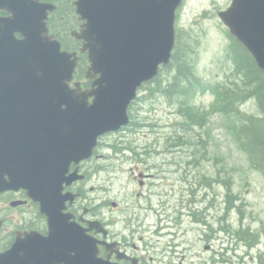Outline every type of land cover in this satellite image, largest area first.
Listing matches in <instances>:
<instances>
[{
	"label": "water",
	"instance_id": "obj_1",
	"mask_svg": "<svg viewBox=\"0 0 264 264\" xmlns=\"http://www.w3.org/2000/svg\"><path fill=\"white\" fill-rule=\"evenodd\" d=\"M181 3L72 0L82 24L71 36L82 42L91 80L82 90L78 83L70 86L79 57L49 34L56 6L0 0V143L21 135L30 142L31 174L40 169L47 188L44 200L38 189L32 198L44 201L49 229L45 238L31 236L19 263L5 253L0 264H109L98 257L95 240L59 217L54 203L60 188L50 177L60 184L70 162L89 157L99 137L129 124L128 107L139 88L170 62ZM217 16L264 72V0H230Z\"/></svg>",
	"mask_w": 264,
	"mask_h": 264
},
{
	"label": "flooded vegetation",
	"instance_id": "obj_2",
	"mask_svg": "<svg viewBox=\"0 0 264 264\" xmlns=\"http://www.w3.org/2000/svg\"><path fill=\"white\" fill-rule=\"evenodd\" d=\"M77 20L76 30H79L82 22L78 17ZM79 42L77 50H66L76 52L78 66L83 55L79 52L82 46ZM76 73L77 68L70 86L78 83L82 90L89 88L91 80L85 77L86 71L80 79ZM136 104L137 100L128 107L129 124L118 132L99 137L89 157L70 162L60 184L56 177H50L52 186L60 188L55 195L57 204L54 203L59 208V217L66 225L82 230L95 240L98 257L109 264H207V250L218 254L224 264H251V252L247 253L250 263L233 261L211 245L213 238L224 232L220 188L209 193L210 184L204 182L205 178L202 183L188 180L187 166L151 165L146 154L151 157L153 154L148 149L140 151L131 142L123 143L135 127L143 126L133 119L132 108ZM115 135H121L119 140L124 141L119 145L108 143L107 139ZM109 151L131 163L123 170L128 177L121 197L97 183L101 171L108 167L101 163L110 158ZM127 153L131 157L125 158ZM29 154L30 142L24 135L0 143V255L12 254L17 262L25 256L31 236L45 238L49 230L48 219L41 212L44 201L40 203L32 198L34 189L39 190L40 198L47 196L46 175L40 169L39 175L31 174ZM164 168L175 170L164 171ZM241 231L244 238H236L245 241L246 235H250V250L257 248L258 241L252 232ZM257 250V258L264 260V250ZM216 262L219 263L218 258Z\"/></svg>",
	"mask_w": 264,
	"mask_h": 264
},
{
	"label": "rangeland",
	"instance_id": "obj_3",
	"mask_svg": "<svg viewBox=\"0 0 264 264\" xmlns=\"http://www.w3.org/2000/svg\"><path fill=\"white\" fill-rule=\"evenodd\" d=\"M229 4L230 0H182L176 12L175 37L181 48L185 49L186 61L204 85L228 86L231 82H239L230 56L228 30L217 16ZM164 77H167L165 73ZM215 101L209 91L197 92L191 104L204 117V122L183 131L177 98L155 92L150 94L149 91L140 92L132 113L135 122L143 126L135 127L123 143L131 142L140 151L148 149L153 154V157L146 154L151 165L187 166L188 180L202 183L205 178L203 181L210 184L209 193L214 190L218 192L220 188V215L224 232L213 238V249L221 251L233 261L240 259L247 263L251 262L247 255L251 252L249 254L254 261L251 264L264 263L261 257L257 258V248L264 250V176L251 165L248 155L239 147L234 136V127L238 124L236 116L244 113L258 115V109L253 100H248L238 105L239 114H225L214 109ZM120 137L112 136L107 142H117L119 145L124 141L119 140ZM183 140L190 144L183 145ZM109 153L110 158L104 163L100 162L108 167L101 171L97 183L104 190L110 189L116 197H121L128 177L123 170L131 163L124 162L120 154ZM128 157L131 156L127 153L125 158ZM227 195L233 196L230 203L226 202ZM227 205L229 209L225 210ZM241 230L252 232L258 241L257 248L250 250V235L245 241L238 239L244 238L238 234ZM229 231L235 232V235L228 234ZM217 258L219 263L216 262ZM206 259L207 264H224L220 262L219 255L210 250L206 252Z\"/></svg>",
	"mask_w": 264,
	"mask_h": 264
},
{
	"label": "trees",
	"instance_id": "obj_4",
	"mask_svg": "<svg viewBox=\"0 0 264 264\" xmlns=\"http://www.w3.org/2000/svg\"><path fill=\"white\" fill-rule=\"evenodd\" d=\"M40 1L52 3L56 6L47 21L50 34L61 43L62 49L77 50L80 42L72 39V37L70 38L71 32L78 27L75 8L72 6L71 1ZM0 15H3V13H0ZM228 37L231 41L229 51L234 66V74L239 82H231L228 86L220 84L213 86L201 83L186 61L185 49L181 48L177 42V37H175L170 62L159 69L157 76L152 81L142 85L139 93L149 91L150 94L155 92L169 98H177L183 131L204 122V117L191 104L192 97L199 91H209L216 99L214 109L225 114L237 115L239 114V104L253 100L257 106L258 115L245 113L237 115L238 124L234 127V136L239 147L248 155L251 165L264 176V72L257 68L253 58L234 37L230 34H228ZM87 65L86 56L84 54L80 55L76 73L78 79L84 75ZM164 73L167 77L163 78ZM150 86L153 88L151 89ZM188 143L183 140V145ZM231 198L233 196L227 195L226 202L230 203ZM228 209L229 205L225 210ZM238 234L242 235L243 232H238Z\"/></svg>",
	"mask_w": 264,
	"mask_h": 264
}]
</instances>
